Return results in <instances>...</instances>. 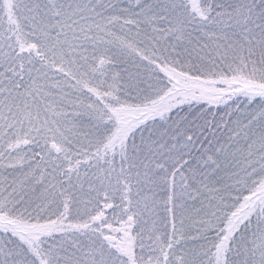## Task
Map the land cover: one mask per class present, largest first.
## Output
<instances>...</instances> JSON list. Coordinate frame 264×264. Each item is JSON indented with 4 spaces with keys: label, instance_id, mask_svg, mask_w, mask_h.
Returning a JSON list of instances; mask_svg holds the SVG:
<instances>
[{
    "label": "snow or ice",
    "instance_id": "1",
    "mask_svg": "<svg viewBox=\"0 0 264 264\" xmlns=\"http://www.w3.org/2000/svg\"><path fill=\"white\" fill-rule=\"evenodd\" d=\"M0 264H264V0H0Z\"/></svg>",
    "mask_w": 264,
    "mask_h": 264
}]
</instances>
